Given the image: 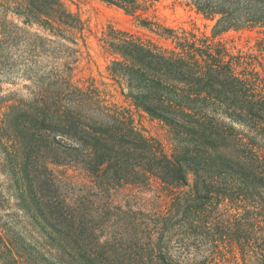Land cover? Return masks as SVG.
<instances>
[{"label":"trees","instance_id":"obj_1","mask_svg":"<svg viewBox=\"0 0 264 264\" xmlns=\"http://www.w3.org/2000/svg\"><path fill=\"white\" fill-rule=\"evenodd\" d=\"M99 1L153 35L108 25L96 36L122 103L75 78L92 57L65 0H0V84L28 81L25 93L0 86V264H134L95 233L79 177L111 207L125 184L166 188L167 214L128 222L146 239L142 264H264V0H181L212 21L208 34L157 20L154 0ZM230 32L258 36L234 51Z\"/></svg>","mask_w":264,"mask_h":264},{"label":"rangeland","instance_id":"obj_2","mask_svg":"<svg viewBox=\"0 0 264 264\" xmlns=\"http://www.w3.org/2000/svg\"><path fill=\"white\" fill-rule=\"evenodd\" d=\"M181 0H154V4L150 9V13L156 15V19L171 26H183L186 28L196 27L200 31L207 34L210 32L212 21L205 20L197 16L188 7L180 4ZM67 8L80 17L86 23V34L88 36L89 49L88 52L92 57L89 64V69L85 70V74H76L75 78L94 76L101 89L113 95V100L122 103L123 98L116 91L108 74H106L105 67L108 62L98 44L96 36L101 34V31L108 25H114L121 28H129L133 31L146 33L153 36L150 32L137 26L132 17L124 14V12L114 6H109L99 0H65ZM257 32H246L244 34H237L230 32L223 36V40L234 51L238 49L248 50L257 40ZM155 38V37H154ZM91 73V74H89ZM9 77L15 78V74H8ZM15 84L3 82L0 84L2 92L17 91L25 93L22 88L23 84L28 83L27 80L15 79ZM126 105V104H125ZM133 109V108H132ZM135 117L138 121V126L144 128L146 133L160 139L163 143L168 144L170 140L169 132L165 126H162L157 121L149 119L147 116L140 117L135 112ZM69 174L73 175L70 170ZM75 174V173H74ZM77 182L74 186L73 193H79L80 190L88 192L86 196L85 209L95 216V220L101 221L95 227V233L102 234V236L112 238V243L117 244V254L120 257H125L126 260L131 258L134 264H142L139 256L142 254L140 250L144 248V235L139 231L128 225V222H135V224H144L155 220L158 216L167 214L169 210V200L163 194L165 187L158 183L151 186L146 184H125L122 187H117L110 191L109 198L111 206L106 204L105 194L100 192V187L92 188L91 183H85L84 178H76ZM87 181V180H86ZM97 193L99 196H95ZM97 197V199H95ZM21 214V212H19ZM179 218V215L176 216ZM20 221H24V217L19 216ZM103 221V222H102ZM125 223L126 225H122ZM117 224H119L117 226ZM121 227V229H120ZM123 228V229H122ZM118 234V235H117ZM130 235V236H129ZM137 242L139 245H137ZM236 254L238 250L234 248ZM176 255L179 251H174ZM179 256V255H178ZM144 261V260H143ZM224 264H232V257L229 260H224Z\"/></svg>","mask_w":264,"mask_h":264}]
</instances>
